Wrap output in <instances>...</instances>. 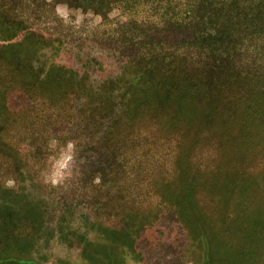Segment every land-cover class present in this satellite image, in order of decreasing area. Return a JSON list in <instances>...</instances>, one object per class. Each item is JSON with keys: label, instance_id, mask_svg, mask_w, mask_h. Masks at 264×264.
Instances as JSON below:
<instances>
[{"label": "trees", "instance_id": "16d2710c", "mask_svg": "<svg viewBox=\"0 0 264 264\" xmlns=\"http://www.w3.org/2000/svg\"><path fill=\"white\" fill-rule=\"evenodd\" d=\"M58 5L114 24L83 38L44 27ZM156 140L171 150L175 174L173 189L165 187L174 193L158 183L170 199L156 206L166 205L191 234L197 226L204 233L216 227L239 232L248 244L264 242V171H248L251 159L264 156V0L0 4V152L6 144L8 175L32 180L50 156L70 146L76 164L83 161L79 189L94 192L86 207L96 218L107 212L119 220L118 209L131 207L128 189L119 186L126 163ZM192 145L206 159L232 150L230 172L200 170L192 162L195 151L183 154ZM91 174L98 186H87ZM256 189L263 203L254 202ZM76 200L66 195L62 208ZM18 209L39 222L29 201ZM131 211L125 212L131 223L143 230L158 219ZM15 221L28 223L23 216ZM13 231L7 246L22 237ZM244 248L240 255L250 251ZM259 261L264 264V252Z\"/></svg>", "mask_w": 264, "mask_h": 264}, {"label": "rangeland", "instance_id": "374dc122", "mask_svg": "<svg viewBox=\"0 0 264 264\" xmlns=\"http://www.w3.org/2000/svg\"><path fill=\"white\" fill-rule=\"evenodd\" d=\"M2 3L7 4V0H0ZM114 17L115 14H112L110 18ZM35 20L36 26H43L39 19ZM44 24L46 28L83 38L91 35L92 31L99 34L114 23H104L90 12L58 5ZM197 138L200 140L202 136ZM4 140L7 144V138ZM6 144L0 152V264H239L243 261L246 264H263L259 257L264 252V242L248 244L246 238L242 240L239 232H219L214 230L216 227L209 228L210 234L204 233L205 228L200 231L197 226L196 234H191L186 224L178 223L168 214L166 205L161 203L156 206L162 197L170 199L166 197L164 189H173L169 182L175 176L171 171V150L165 149L167 145L163 141L156 140L139 146L132 159L127 161L128 166L119 186L128 189L126 193L131 207L123 211L118 209V212H122L119 220L107 212H101L100 217L96 218L93 210L89 211L86 207L85 201H91L94 192L87 190L84 195V191L79 189V181L83 178L80 168L83 161L76 164L70 146L50 156L34 179L20 181V178L14 180L7 174V157L4 156ZM196 148L192 145L190 152L185 148L183 154L187 156L189 153V156L195 151L192 162L201 165L200 170L217 171V167H222L221 174L230 172V162L234 159L232 150L214 159H206L201 153V146L198 151ZM240 163L237 162L238 169ZM248 166L252 176H259L264 171V156L251 159ZM158 183L168 184L159 190ZM99 184L97 175H89L87 186ZM59 188H63V191ZM201 194L202 188L194 195L200 198ZM66 195L71 200L77 198L68 210L61 205V198ZM253 196L255 203H263L257 189ZM140 200L143 205H140ZM28 201L37 212L39 222L19 211L18 208ZM147 204L153 206L144 207ZM255 208L260 211V204ZM130 210L129 213L135 217L141 214L158 219L143 230L134 227V221L131 223L132 219L125 213ZM22 216L24 221L28 220L25 225L15 221ZM11 229L14 235L22 237L17 242L12 240L7 246V232L10 233ZM240 229L243 231L245 227ZM243 246L244 250L250 251L240 255ZM90 252H95V255H88Z\"/></svg>", "mask_w": 264, "mask_h": 264}]
</instances>
